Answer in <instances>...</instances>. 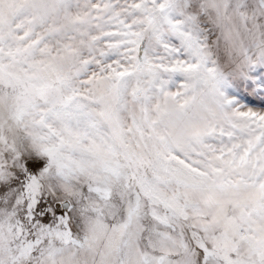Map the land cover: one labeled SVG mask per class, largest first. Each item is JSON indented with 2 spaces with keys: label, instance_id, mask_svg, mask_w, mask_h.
<instances>
[{
  "label": "snow or ice",
  "instance_id": "6c2138e0",
  "mask_svg": "<svg viewBox=\"0 0 264 264\" xmlns=\"http://www.w3.org/2000/svg\"><path fill=\"white\" fill-rule=\"evenodd\" d=\"M0 264H264V0H0Z\"/></svg>",
  "mask_w": 264,
  "mask_h": 264
}]
</instances>
